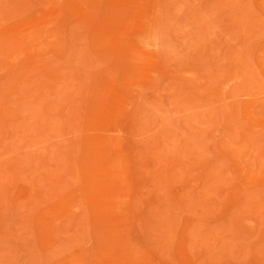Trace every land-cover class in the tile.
Listing matches in <instances>:
<instances>
[{
	"label": "rangeland",
	"instance_id": "rangeland-1",
	"mask_svg": "<svg viewBox=\"0 0 264 264\" xmlns=\"http://www.w3.org/2000/svg\"><path fill=\"white\" fill-rule=\"evenodd\" d=\"M0 264H264V0H0Z\"/></svg>",
	"mask_w": 264,
	"mask_h": 264
}]
</instances>
